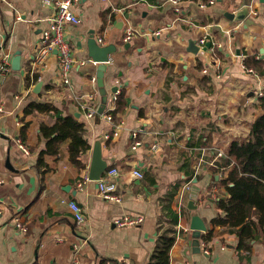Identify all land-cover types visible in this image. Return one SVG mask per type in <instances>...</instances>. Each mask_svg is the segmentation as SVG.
<instances>
[{
    "label": "crops",
    "instance_id": "crops-1",
    "mask_svg": "<svg viewBox=\"0 0 264 264\" xmlns=\"http://www.w3.org/2000/svg\"><path fill=\"white\" fill-rule=\"evenodd\" d=\"M244 7L245 19L227 16ZM72 9L81 23L66 27L74 58L67 86L55 54L44 64L34 61L55 15L53 4L0 0V61L9 57L12 66L0 91V264H147L170 210L178 213L174 226L180 232L170 264H264V235L241 250L238 234L215 223L217 200L228 195L218 180L230 171L229 148L248 140L251 123L264 112L257 96L264 92V0H75ZM92 35L102 37L103 46H116L105 63L106 107L116 109L114 86L124 91L126 106L113 122L87 117L77 104L76 97L91 93L101 104L92 79L102 63L90 56ZM202 38L205 45L194 51L192 42L200 46ZM17 51L21 64L14 69ZM248 56L263 60V68L247 67ZM32 102L50 107L25 114ZM52 107L85 124L91 148L77 165L69 158L68 139L53 168L40 173L36 163L48 142L41 125L52 126L58 117ZM97 140L108 168L120 170L121 203L105 200L97 181L84 179ZM136 141L142 143L133 148ZM135 167L143 170L142 179L133 176ZM62 197L82 207L83 223L60 204ZM125 214L143 215L144 222L116 225ZM195 214L208 227L201 231V252L191 244Z\"/></svg>",
    "mask_w": 264,
    "mask_h": 264
},
{
    "label": "trees",
    "instance_id": "trees-1",
    "mask_svg": "<svg viewBox=\"0 0 264 264\" xmlns=\"http://www.w3.org/2000/svg\"><path fill=\"white\" fill-rule=\"evenodd\" d=\"M247 67L263 68V60L256 57L245 59ZM264 109V96L260 97ZM117 106L112 111L114 119L126 106L124 91L117 99ZM48 104L29 103L25 107V114L35 110L49 109ZM56 122L52 126L41 125L43 135L48 139L45 149L39 152L36 163L37 170L44 173L51 170L59 158L62 143H68L70 160L81 165V155L91 148L85 137V124L74 114L63 115L58 109ZM28 123L22 127L21 137L26 138ZM48 158H53L51 163ZM230 171L226 177L218 180L221 187H225L228 195L217 200L221 211L215 219L217 224H226L231 231L239 236V249L249 250L252 240H259L264 235V112L250 125L248 140L244 142L233 141L226 160ZM170 222L167 226H160L156 247L147 264H170L171 249L176 242L175 224L179 216L176 211H169Z\"/></svg>",
    "mask_w": 264,
    "mask_h": 264
},
{
    "label": "built area",
    "instance_id": "built-area-1",
    "mask_svg": "<svg viewBox=\"0 0 264 264\" xmlns=\"http://www.w3.org/2000/svg\"><path fill=\"white\" fill-rule=\"evenodd\" d=\"M75 0H46L48 4L52 3L53 6L56 9L55 15L50 19L49 25L43 30L42 32V38L40 41V46L38 48V51L35 55L34 61L38 62L40 64H44L46 59L55 54L58 57L59 60V74L62 78V81L65 85L69 86L71 83V70L74 63V58L72 55V51L70 48V45L65 37L66 27L68 24H80L81 18L74 12L72 9V4ZM176 2V0H174ZM211 3L214 2V0H210ZM178 11L179 8H176ZM131 36V31L128 32L127 39H129ZM100 44L104 43V40L102 37H98L97 39ZM206 39L202 38L199 42L200 47L205 45ZM12 71L11 66V60L9 57L3 59L0 61V91L2 86V78ZM248 71L255 72L254 69L249 68ZM94 82H96V77H93L92 79ZM121 93V89L119 87L116 88L115 91H112V100L113 103L118 99L119 95ZM258 97L264 96L263 91L257 92ZM77 98V104L79 106V109L86 110V116L87 117H94L95 115H100L102 118L107 119L110 122H113V116H112V107H105V109L100 113L98 112L100 103L94 102L95 100V93H91L87 95L86 97H76ZM3 103L0 99V111H3ZM110 134L106 135V138H109ZM141 141H136L133 148H136L138 145H140ZM21 148L24 151H27L25 145L21 142L20 143ZM154 150H157L159 146L155 144L153 146ZM219 156H223V152H219ZM89 170V166L87 167ZM225 169V168H223ZM132 174L137 179H142L144 177V172L141 168H133ZM120 175V170L116 166H112L110 168H107L103 176L97 180L99 193L100 195L108 201L121 203L122 197L121 194L118 193V181L117 178ZM85 180H90L88 171L85 174L84 177ZM178 207L181 208L183 204V197L180 196L178 198ZM61 205L68 206L71 211L75 215V219L78 223H83L85 221V214L83 212L82 207L74 200L69 199L66 197H62L60 199ZM17 226L25 230V227L22 224V221L20 220V217L16 218ZM144 222V216L139 214H125L121 217H118L114 220V223L118 226H127V225H140ZM188 230H186L187 232ZM180 232L176 228V238L180 237ZM207 254L210 253V250L205 246L204 247ZM74 263H78V259L74 260Z\"/></svg>",
    "mask_w": 264,
    "mask_h": 264
},
{
    "label": "water",
    "instance_id": "water-1",
    "mask_svg": "<svg viewBox=\"0 0 264 264\" xmlns=\"http://www.w3.org/2000/svg\"><path fill=\"white\" fill-rule=\"evenodd\" d=\"M247 14H249V8L244 7L243 9H240L238 13H227V16L230 19L243 20L246 18ZM193 42L192 45L194 44V51L197 52L200 46H197ZM207 46H211V44L207 43ZM88 48H89L90 56H92L95 61L102 63L99 67V72L97 74V83L100 88V95H101V104L99 106L98 112L101 113L105 109L107 103V90L105 88V82H104V74L106 68L105 63L110 60V53L116 50V46L114 44L103 46L99 44L98 41L95 39L94 35H92L88 40ZM12 64L14 69L20 68L21 54L18 51L15 54ZM41 85L42 82H39L36 87V90H38ZM116 88L117 87L114 86L112 88V91H115ZM107 168H108V163L103 158L101 141L97 140L92 148V156L88 170L89 179L95 181L99 180L103 176ZM194 208L196 207L194 206ZM207 228L208 227L206 223L199 214H195L192 216L191 229L193 230V239L191 241V244L193 245V250L195 252H201V245H200L201 231H206Z\"/></svg>",
    "mask_w": 264,
    "mask_h": 264
}]
</instances>
